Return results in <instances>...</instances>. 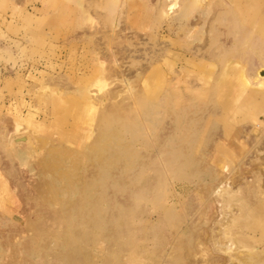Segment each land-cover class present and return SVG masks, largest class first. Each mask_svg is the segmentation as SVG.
<instances>
[{
  "label": "rangeland",
  "instance_id": "obj_1",
  "mask_svg": "<svg viewBox=\"0 0 264 264\" xmlns=\"http://www.w3.org/2000/svg\"><path fill=\"white\" fill-rule=\"evenodd\" d=\"M0 264H264V0H0Z\"/></svg>",
  "mask_w": 264,
  "mask_h": 264
}]
</instances>
